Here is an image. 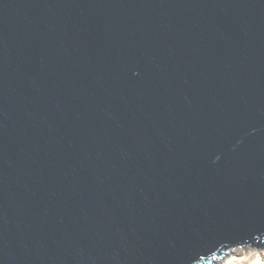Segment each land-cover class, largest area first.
Masks as SVG:
<instances>
[{
	"label": "water",
	"instance_id": "95a60500",
	"mask_svg": "<svg viewBox=\"0 0 264 264\" xmlns=\"http://www.w3.org/2000/svg\"><path fill=\"white\" fill-rule=\"evenodd\" d=\"M264 247V0H0V264H214Z\"/></svg>",
	"mask_w": 264,
	"mask_h": 264
},
{
	"label": "rangeland",
	"instance_id": "374dc122",
	"mask_svg": "<svg viewBox=\"0 0 264 264\" xmlns=\"http://www.w3.org/2000/svg\"><path fill=\"white\" fill-rule=\"evenodd\" d=\"M235 247H239L241 250H240V253L237 254V257L238 258H244V257H247L249 255H253V254H262V257L263 259L261 260V263L264 264V247H260V246H253V245H236V246H232L231 248H229L226 253L221 256V257H218V256H214L212 259L214 261V264H217L218 262L219 263H223L225 262V258L228 256L229 252L231 249H234ZM254 260V259H253ZM218 263V264H219ZM205 264H210V263H205ZM246 264H249V263H246Z\"/></svg>",
	"mask_w": 264,
	"mask_h": 264
},
{
	"label": "bare ground",
	"instance_id": "6f19581e",
	"mask_svg": "<svg viewBox=\"0 0 264 264\" xmlns=\"http://www.w3.org/2000/svg\"><path fill=\"white\" fill-rule=\"evenodd\" d=\"M236 246V245H235ZM240 248L239 247H235L234 249H231L228 256L225 258V262H221L219 264H262L261 260L263 259L262 254H253V255H249L247 257L244 258H238L237 254L240 253ZM254 259V260H253ZM217 263V264H218Z\"/></svg>",
	"mask_w": 264,
	"mask_h": 264
}]
</instances>
